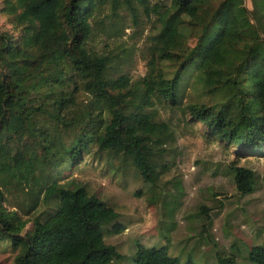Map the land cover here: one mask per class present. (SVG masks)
<instances>
[{
    "label": "trees",
    "instance_id": "trees-1",
    "mask_svg": "<svg viewBox=\"0 0 264 264\" xmlns=\"http://www.w3.org/2000/svg\"><path fill=\"white\" fill-rule=\"evenodd\" d=\"M160 1L0 0V16L12 24L0 26V244L10 246L12 264L123 259L102 231L119 214L85 184L59 176L86 157L115 161L155 186L175 140L156 105L179 109L241 155H264V0H250L251 9L244 0ZM137 7L154 33L147 72L133 80L113 76L119 54L109 43L119 33L100 19L107 9L113 18L126 10L137 25ZM175 35L195 45L169 46ZM231 170L237 191L252 194L255 172ZM248 260L264 264V245L253 246ZM134 264L179 262L165 247L139 245Z\"/></svg>",
    "mask_w": 264,
    "mask_h": 264
},
{
    "label": "rangeland",
    "instance_id": "rangeland-1",
    "mask_svg": "<svg viewBox=\"0 0 264 264\" xmlns=\"http://www.w3.org/2000/svg\"><path fill=\"white\" fill-rule=\"evenodd\" d=\"M159 2L149 0L151 6ZM244 2L251 9L250 0ZM100 20L103 29L114 32L115 26L119 33L109 43L119 54L113 62V76L143 77L150 58L149 36L154 33L153 22L147 20L143 8L137 7V25L126 10L113 18L107 9ZM0 26L12 29L4 15L0 16ZM181 38L175 35L169 46L195 45L194 39ZM95 44L98 48L103 45L99 40ZM190 74L178 92L179 105L187 100ZM155 111L157 120L169 123L175 138L163 160L165 171L155 186L145 184L132 169H121L115 161L86 157L79 167L65 169L59 176L61 181L76 179L85 184L119 214L102 229L105 243L123 256L111 264H134L139 245L165 247L167 255L179 264H219V257L252 264L248 260L251 248L264 245V155H241L235 145L210 137L205 126L189 124L190 118L179 109L156 105ZM234 166L255 172L252 194L237 191L231 170ZM15 202L12 198L11 206ZM119 225L123 229L117 233ZM30 229L31 223L24 233ZM13 257L10 246L0 244V264H12Z\"/></svg>",
    "mask_w": 264,
    "mask_h": 264
}]
</instances>
